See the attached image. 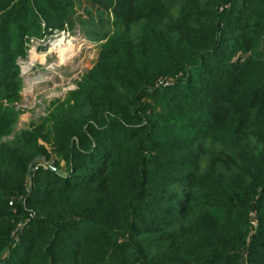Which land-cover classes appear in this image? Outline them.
<instances>
[{"label":"trees","instance_id":"trees-1","mask_svg":"<svg viewBox=\"0 0 264 264\" xmlns=\"http://www.w3.org/2000/svg\"><path fill=\"white\" fill-rule=\"evenodd\" d=\"M80 10L95 64L13 134L26 40ZM244 258L264 264V0H0V264Z\"/></svg>","mask_w":264,"mask_h":264},{"label":"rangeland","instance_id":"rangeland-1","mask_svg":"<svg viewBox=\"0 0 264 264\" xmlns=\"http://www.w3.org/2000/svg\"><path fill=\"white\" fill-rule=\"evenodd\" d=\"M79 20H87L82 10L73 19L71 29L54 32L40 40H26V57L16 62L22 88L16 108L20 110V115L13 134L29 128L47 115L53 102L64 100L69 93L76 91L85 74L95 64L101 42H96L94 35H86L87 30L82 28ZM61 40L72 45L74 52L69 60L62 61L58 56L55 45ZM12 136L6 139L10 140Z\"/></svg>","mask_w":264,"mask_h":264},{"label":"bare ground","instance_id":"bare-ground-1","mask_svg":"<svg viewBox=\"0 0 264 264\" xmlns=\"http://www.w3.org/2000/svg\"><path fill=\"white\" fill-rule=\"evenodd\" d=\"M71 40V39H70ZM58 41V40H57ZM75 42V40H74ZM55 47H57V52H58V56L59 58H61V60L65 61V60H69L70 58H72V54H73V48L70 42H65L63 40L59 41V44H56ZM54 47V48H55ZM52 49V48H51ZM53 50V49H52ZM76 54V53H75ZM31 83V82H30ZM34 83V82H32Z\"/></svg>","mask_w":264,"mask_h":264},{"label":"built area","instance_id":"built-area-1","mask_svg":"<svg viewBox=\"0 0 264 264\" xmlns=\"http://www.w3.org/2000/svg\"><path fill=\"white\" fill-rule=\"evenodd\" d=\"M47 165H50V163H49V162H45V163H43L41 166H42V167H45V166H47ZM250 216L252 217V228H251V230L254 231V229H255V227H256L255 214L252 213ZM243 264H246V262H245V258H244Z\"/></svg>","mask_w":264,"mask_h":264}]
</instances>
